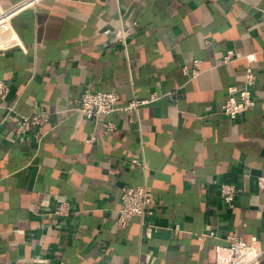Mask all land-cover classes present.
Returning a JSON list of instances; mask_svg holds the SVG:
<instances>
[{
  "label": "crops",
  "instance_id": "crops-1",
  "mask_svg": "<svg viewBox=\"0 0 264 264\" xmlns=\"http://www.w3.org/2000/svg\"><path fill=\"white\" fill-rule=\"evenodd\" d=\"M13 25L23 47L0 51V264H214L229 233L264 248V0H40ZM250 65L256 105L228 116ZM87 89L148 101L89 118L75 110ZM42 110L50 120L23 131L20 117ZM222 182L237 186L236 210ZM135 184L153 213L120 227Z\"/></svg>",
  "mask_w": 264,
  "mask_h": 264
},
{
  "label": "built area",
  "instance_id": "built-area-1",
  "mask_svg": "<svg viewBox=\"0 0 264 264\" xmlns=\"http://www.w3.org/2000/svg\"><path fill=\"white\" fill-rule=\"evenodd\" d=\"M40 0H19L9 7H3L0 4V51H5L14 47H23V42L13 25V18L19 12L31 8ZM235 53L229 50L223 58L224 62H229ZM250 62L256 60L255 53L247 55ZM200 62L195 60V66L192 73L199 72ZM184 71L189 73V68L184 67ZM256 74L250 65L246 70L245 82L242 85H231L228 89V97L222 104V111L231 117H236L246 110L256 105V98L253 93V86L256 81ZM10 93V84L7 80L0 78V100H5ZM120 94L117 91L92 90L87 89L83 92L80 104L75 110L83 112L89 118H100L105 114H111L116 111L133 113L138 110L139 106L147 99L134 98L125 104H120ZM154 97V96H153ZM52 113L48 110L35 112L31 115L21 116L19 123L23 131L35 128L45 124L50 120ZM110 129L115 127L113 122H107ZM221 195L232 210L237 209L236 197L238 188L234 183L222 182L220 185ZM152 191L146 184H135L123 186L121 202L118 207L117 224L120 227H126L133 216H146L153 213ZM70 204L64 201L56 208L58 214H68L70 212ZM207 234L214 235L213 230H209ZM204 234H201V237ZM227 244L218 245L216 250V261L214 264H263L264 248L258 243L248 241L245 237L229 233L226 236Z\"/></svg>",
  "mask_w": 264,
  "mask_h": 264
}]
</instances>
